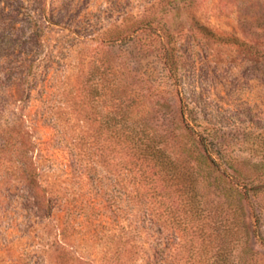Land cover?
<instances>
[{"label": "rangeland", "instance_id": "obj_1", "mask_svg": "<svg viewBox=\"0 0 264 264\" xmlns=\"http://www.w3.org/2000/svg\"><path fill=\"white\" fill-rule=\"evenodd\" d=\"M124 119L198 173V217L162 198L159 264H264V0H0V264H148Z\"/></svg>", "mask_w": 264, "mask_h": 264}, {"label": "trees", "instance_id": "obj_2", "mask_svg": "<svg viewBox=\"0 0 264 264\" xmlns=\"http://www.w3.org/2000/svg\"><path fill=\"white\" fill-rule=\"evenodd\" d=\"M129 28H132L134 34L141 29V24L137 23V26ZM123 31L124 29H118L116 32L124 38L132 37L133 34L122 35ZM24 69L26 72L23 78H26L27 84L30 85L36 79L34 66L24 64ZM31 90L30 85L27 92L30 93ZM14 96L18 97L19 92L14 91ZM110 126L113 131L116 157L119 156L117 157L118 162L126 163L133 178L131 209L133 212L137 211L143 220V225L137 223L134 226V234H141L137 235V241L140 242L141 249L143 248L146 252L148 258L146 262L159 264L161 248L157 233L161 219L162 198L167 197L170 214L173 212L174 199L178 196L181 199L180 205L186 219L187 217H198L201 201L198 193L197 170L195 165L182 163L171 155L164 147L163 141L148 133L144 125L129 123L124 119V121H115ZM10 138L17 143L13 135ZM197 143L202 146L207 163L216 165L213 153L209 150V143L203 139L197 140ZM21 169L36 197L51 206L50 194L41 182L37 165L34 162L22 163ZM237 188L240 189L239 186ZM240 193L243 196L247 195L245 191H240ZM144 227L145 236L142 234ZM148 237L152 238V241H146ZM140 245L133 248L132 254L140 251L137 249Z\"/></svg>", "mask_w": 264, "mask_h": 264}]
</instances>
